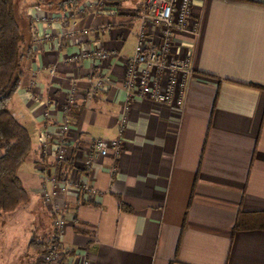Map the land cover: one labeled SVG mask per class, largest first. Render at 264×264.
I'll return each instance as SVG.
<instances>
[{"label":"crops","instance_id":"1","mask_svg":"<svg viewBox=\"0 0 264 264\" xmlns=\"http://www.w3.org/2000/svg\"><path fill=\"white\" fill-rule=\"evenodd\" d=\"M192 7L200 33L182 110L126 98L123 67L144 0H107L104 9L79 16L26 7L31 55L7 107L31 138L17 174L29 194L24 210L34 231L41 229L36 239L52 232L38 168L57 164L60 110L74 89L64 170L96 192L72 189L65 197L66 245L86 247L89 264H264V230H233L239 211H264V0H193ZM45 13L51 20H32ZM88 25L95 28L86 37L65 36ZM45 33L51 41L41 39ZM82 41L117 53L105 62L67 63ZM176 44L183 47L181 39ZM98 73L107 83L94 88ZM95 137L118 138L122 146L118 157L97 159L90 176L79 166L85 153L78 142Z\"/></svg>","mask_w":264,"mask_h":264},{"label":"built area","instance_id":"2","mask_svg":"<svg viewBox=\"0 0 264 264\" xmlns=\"http://www.w3.org/2000/svg\"><path fill=\"white\" fill-rule=\"evenodd\" d=\"M145 10L138 15L139 26L136 43L132 55L125 60L123 73V89L127 99H147L154 104L175 107L182 110L185 106L189 87L194 76L195 45L200 33V18L193 15V0H144ZM107 6V0H85L78 10H70V15H80L85 10L97 12ZM50 14L36 15L34 22H47ZM51 20V19H50ZM94 25H88L80 31H67L65 36L80 33L86 37ZM63 38V36H60ZM42 40L51 41L50 34L45 33ZM181 39L183 47L179 49L177 42ZM37 42V41H36ZM117 53L116 49H103L94 45L86 46L83 41L79 48L67 55L69 64L82 63L86 60L105 62ZM54 67L50 69L53 73ZM107 83L98 73L94 88H101ZM74 89L61 107V120L57 127L55 161L61 166L68 160L71 143L67 139L70 131L68 119L69 105L73 102ZM126 104L120 117L119 126L125 125ZM48 116V113H45ZM47 133H42L41 149L48 146ZM78 142L79 149L85 157L79 165L86 174L92 175L93 163L100 158L118 157L122 141L95 137ZM56 166L39 167L42 176L41 199L52 220V233L48 247L34 260L33 264H89L87 248H75L65 244L63 237L67 227L65 197L72 189L84 192L87 196L96 191L92 183L83 181L74 174L60 172ZM76 168L73 173L76 172ZM76 174V173H75Z\"/></svg>","mask_w":264,"mask_h":264},{"label":"trees","instance_id":"3","mask_svg":"<svg viewBox=\"0 0 264 264\" xmlns=\"http://www.w3.org/2000/svg\"><path fill=\"white\" fill-rule=\"evenodd\" d=\"M16 2L17 0H0V214L14 211L18 206L27 203L29 198L17 170L31 152V138L26 127L7 107L19 86L22 61L31 55V47H26L25 10H21ZM84 2L85 0H48L44 4L65 12L78 10ZM39 3L42 4L41 1ZM30 6L32 5L25 6V9ZM64 164H57V170L65 171ZM244 229L264 230V211H239L233 230ZM49 239L50 237L41 240L33 238L29 245L35 248L38 255L48 247Z\"/></svg>","mask_w":264,"mask_h":264},{"label":"rangeland","instance_id":"4","mask_svg":"<svg viewBox=\"0 0 264 264\" xmlns=\"http://www.w3.org/2000/svg\"><path fill=\"white\" fill-rule=\"evenodd\" d=\"M40 1L46 10L45 8L48 7L44 3L48 0H17L16 4L21 10H25V6H34L40 4ZM18 16L20 17L19 14ZM24 207L26 206L23 204L12 212L0 214V264H33L37 256V251L28 242L33 238L36 239L41 229L34 231L33 215L30 214L29 208L24 210ZM15 216L16 218L13 219Z\"/></svg>","mask_w":264,"mask_h":264}]
</instances>
